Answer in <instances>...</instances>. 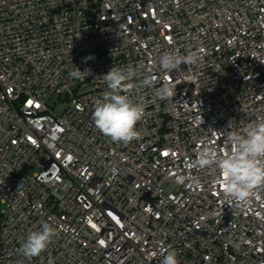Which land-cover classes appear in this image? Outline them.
<instances>
[{"label": "built area", "instance_id": "1", "mask_svg": "<svg viewBox=\"0 0 264 264\" xmlns=\"http://www.w3.org/2000/svg\"><path fill=\"white\" fill-rule=\"evenodd\" d=\"M189 51L197 64L160 68ZM141 62L133 82L156 80L130 94L145 105L139 136L113 142L92 120L99 77ZM164 82L171 99L154 95ZM258 117L264 0H0V264H162L169 251L264 264V189L241 207L193 166ZM42 223L57 235L28 260L20 245Z\"/></svg>", "mask_w": 264, "mask_h": 264}, {"label": "clouds", "instance_id": "2", "mask_svg": "<svg viewBox=\"0 0 264 264\" xmlns=\"http://www.w3.org/2000/svg\"><path fill=\"white\" fill-rule=\"evenodd\" d=\"M201 58L198 51H189L184 56L177 52H165L159 57L158 63L161 69L172 72L182 63L194 65ZM88 59L92 57L85 58ZM144 67L142 62L136 67L114 66L107 74L99 77L106 85V90L102 97L94 101L92 120L95 127L113 142L127 144L139 136L136 125L145 116V105L133 100L130 94L137 87H153L156 80L155 76L146 75L140 85L133 82ZM91 74V69L81 71L75 67L69 73L71 78L78 80H84ZM154 95L162 100L171 99L175 95V86L164 82L161 87L155 88ZM196 156L193 166L216 175V183L222 188L226 199L234 200L241 207L250 205L257 191L264 189V117H258L241 131L228 132L222 152L205 144L197 150ZM179 179L182 182L184 177ZM56 235L55 227L42 223L39 230L28 232L19 252L28 260L39 257ZM48 264H54L51 257ZM162 264H179L177 253L167 252Z\"/></svg>", "mask_w": 264, "mask_h": 264}, {"label": "rangeland", "instance_id": "3", "mask_svg": "<svg viewBox=\"0 0 264 264\" xmlns=\"http://www.w3.org/2000/svg\"><path fill=\"white\" fill-rule=\"evenodd\" d=\"M56 100H52V103H54ZM57 111H60V108L59 109H57Z\"/></svg>", "mask_w": 264, "mask_h": 264}]
</instances>
